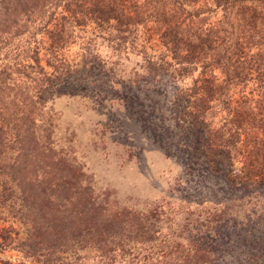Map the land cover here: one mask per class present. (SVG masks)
<instances>
[{"label": "rangeland", "instance_id": "obj_1", "mask_svg": "<svg viewBox=\"0 0 264 264\" xmlns=\"http://www.w3.org/2000/svg\"><path fill=\"white\" fill-rule=\"evenodd\" d=\"M113 2L132 15L143 0ZM61 10L47 25L40 17L27 24L39 73L26 76L28 55L19 54V62L15 53L4 55L27 33L7 39L0 62L18 68L0 87V105L10 112L14 102L35 101L34 88L43 87V104L32 110L34 133L69 167L64 174L74 172L70 190L89 200L81 205L56 194L49 208L22 201L6 169L16 146L4 143L10 149L0 151V264H264V85L242 77L226 83L225 60L215 62L218 40L189 62L162 45L172 28L189 44L214 31L221 36L213 0H166L159 21L135 22L124 34L112 24L69 21L63 41L48 48ZM254 51L243 47L240 59ZM204 80L212 82L211 97ZM190 88L191 102L206 100L196 125L189 109L197 110L181 98ZM216 137L218 146L209 147ZM84 214L91 223L115 224L96 239L77 238ZM59 221L64 238L50 231Z\"/></svg>", "mask_w": 264, "mask_h": 264}, {"label": "trees", "instance_id": "obj_2", "mask_svg": "<svg viewBox=\"0 0 264 264\" xmlns=\"http://www.w3.org/2000/svg\"><path fill=\"white\" fill-rule=\"evenodd\" d=\"M213 4L221 13V21L223 29H225L221 30V36L214 31L209 33L210 35L212 34L211 37L207 34L199 42L189 44V42H183L178 38L175 28H172V31L163 34L162 38L165 39V42L162 45H165L171 57L189 62L193 58L194 53L202 51L203 48L211 47L210 44H216L218 40L219 44L215 47L217 48L215 62L217 64L225 60L227 65L224 64L226 66L223 67V71L225 74L229 71L227 78L223 79L226 83L242 77L248 80H257L259 85H264V0H213ZM165 5L166 0H143L142 3H136L131 6L132 15H125L122 9L114 4L113 0H0V50L8 42L9 36L14 38L24 34V32L27 33V40H23L21 44L16 43L10 48L7 47L4 55L15 53L14 58L16 59L19 54H22L18 57L20 60H25L26 55H28L33 63V65L25 66V68L30 69V71L25 72L28 73L26 76H29V73L34 71V68L38 69L37 73L41 71V68L38 66L39 60L36 50L29 54L30 49L27 45L34 33L26 30L27 24L40 17L39 21L45 19L43 25H47L53 19V11L57 7H61L62 10L57 18V23L48 31L50 40L48 48L53 47L55 43L63 41V27L69 21H72L76 26L84 25L87 21L97 27H105L112 24L117 34H124L129 32V25L135 22H141L145 19L149 20L152 17L159 21L158 17L163 13ZM45 13L47 14L44 15ZM39 28L42 29V26ZM213 40L214 42H212ZM243 47L245 49L253 47L255 50L253 54H247L244 61L240 59V56L245 55L244 52L242 53ZM6 58L8 57L3 56L2 59ZM18 58L16 60L19 62ZM1 61L0 87L6 78L11 77L9 75L10 70L18 68L15 66V62L14 65H10L3 60ZM229 67L230 70H228ZM203 82L204 93L211 97L209 94L212 92V82L209 80H204ZM42 88L39 86L34 88L33 96L35 101L29 99L28 103L24 99L23 101H17L18 105H15L14 102L10 112L8 106L0 105V151L3 148L10 149L4 143L11 142L12 146H16L13 148L14 152H16L13 162L6 169L10 172L11 182H14L19 188L22 201L25 198L30 200L32 204L49 208L50 204L57 200L56 194H60L65 201L74 202L71 198H75L77 203L83 205L89 199L82 198L75 189L70 190L74 181H76L74 172L71 171V173L64 174L63 170H68L69 167L59 159H53L50 153L51 149L46 148L47 145H44V147L40 145L38 137L34 133L35 116L32 115V110L35 103H38L39 106L43 104L42 100H40ZM190 89V92L182 94L181 98L185 102V107H192L195 111L197 110L191 113V109H189L190 123L191 125H196L201 123L200 119L203 115V109L197 108H200L206 100L200 97L191 102L195 89ZM186 110L184 111L188 113ZM9 121L12 122L10 123ZM231 121L233 120L231 119ZM3 133H7V136H3ZM217 138L213 139V142L208 143L209 147L218 146L216 144ZM205 154L208 155L207 152ZM262 155H264L263 150ZM260 168V174H264V162ZM52 181L55 184L51 186L50 183ZM39 213L40 216L45 215L41 212ZM81 216L79 217L80 226L77 231L79 230L82 234L78 233L77 238L80 235L82 237L87 235L91 239L92 237L96 239L103 232H108L110 226L115 224L112 219H102L96 224V218H93L91 223L86 219L87 214ZM120 216L121 219L125 218L121 214ZM116 218L117 216L114 217V219ZM54 227L50 231L56 236L64 238L67 228L63 227L60 221L56 222ZM39 230L40 228H38Z\"/></svg>", "mask_w": 264, "mask_h": 264}]
</instances>
